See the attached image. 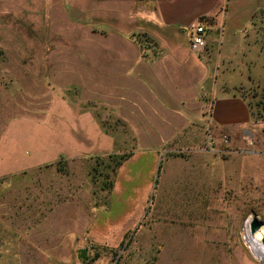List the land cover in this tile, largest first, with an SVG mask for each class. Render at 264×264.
Listing matches in <instances>:
<instances>
[{"label":"rangeland","instance_id":"1","mask_svg":"<svg viewBox=\"0 0 264 264\" xmlns=\"http://www.w3.org/2000/svg\"><path fill=\"white\" fill-rule=\"evenodd\" d=\"M83 3L0 0V264H264V88L241 92L248 152L156 146L165 98L69 18Z\"/></svg>","mask_w":264,"mask_h":264},{"label":"crops","instance_id":"2","mask_svg":"<svg viewBox=\"0 0 264 264\" xmlns=\"http://www.w3.org/2000/svg\"><path fill=\"white\" fill-rule=\"evenodd\" d=\"M83 4L69 18L125 43L126 50L116 49L119 65L136 75L147 69L152 78L150 98L157 102L165 98L159 106L168 110L165 125L175 132L151 129L156 146L177 139L195 152L199 136L204 143L208 133L218 144L227 135L235 150L253 142L257 123L241 92L253 85L264 88L259 72L264 69V0H84ZM195 25L205 28L206 46L198 54L189 46ZM140 35L147 38L143 47ZM145 46L146 57L141 58ZM118 74L128 77L126 70Z\"/></svg>","mask_w":264,"mask_h":264},{"label":"built area","instance_id":"3","mask_svg":"<svg viewBox=\"0 0 264 264\" xmlns=\"http://www.w3.org/2000/svg\"><path fill=\"white\" fill-rule=\"evenodd\" d=\"M189 46L191 51L197 54L201 53L205 49L206 46L205 28L202 25H195L193 28H191L190 37H189ZM220 141H221L220 144L222 146L218 148V143L216 141V138H214L210 133H208L204 141V149L209 151L222 152L224 154H229L233 151H240L242 153L248 152L247 149H239V150L230 149L229 138L227 135H222Z\"/></svg>","mask_w":264,"mask_h":264},{"label":"water","instance_id":"4","mask_svg":"<svg viewBox=\"0 0 264 264\" xmlns=\"http://www.w3.org/2000/svg\"><path fill=\"white\" fill-rule=\"evenodd\" d=\"M264 222L260 221L256 215H254L250 222V231L251 233H255L258 229H260L263 226ZM262 245L264 246V234L262 237Z\"/></svg>","mask_w":264,"mask_h":264},{"label":"trees","instance_id":"5","mask_svg":"<svg viewBox=\"0 0 264 264\" xmlns=\"http://www.w3.org/2000/svg\"><path fill=\"white\" fill-rule=\"evenodd\" d=\"M124 157H125V156H124ZM121 160H123V156H121V157L119 158L118 162L120 163ZM79 256H80V258H81L82 260H86V259H88L87 256H86V249H82V250H80V252H79Z\"/></svg>","mask_w":264,"mask_h":264}]
</instances>
